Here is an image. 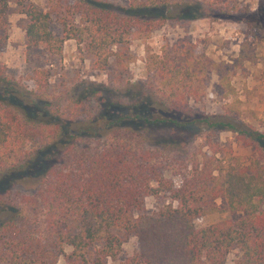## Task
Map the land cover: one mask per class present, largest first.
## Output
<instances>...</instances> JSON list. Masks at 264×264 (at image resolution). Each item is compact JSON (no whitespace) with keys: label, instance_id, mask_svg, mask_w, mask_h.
Here are the masks:
<instances>
[{"label":"trees","instance_id":"16d2710c","mask_svg":"<svg viewBox=\"0 0 264 264\" xmlns=\"http://www.w3.org/2000/svg\"><path fill=\"white\" fill-rule=\"evenodd\" d=\"M11 4L25 17L28 48L57 56L72 39L92 57L96 70H105L113 58L119 77L132 60L128 42L148 36L166 19L144 14L163 6L157 0L121 11L101 0L55 2L52 8L62 7L66 15L59 19L62 37H54L52 10L42 11L29 0H0V20ZM178 12L185 19L201 17L193 7ZM258 24L264 29L262 21ZM188 47L177 57L166 50L146 57L145 70L159 81L157 89L128 103L96 97L89 101L92 111L80 117L48 102L47 70L27 76L35 87L28 89L0 69V195L36 179L20 205L41 227V233L34 232L31 223L21 222L20 210L5 209L13 217L0 221V264H57L61 257L64 264H112L122 251L118 232L136 238L138 246L120 264H224L233 247L241 252V264H264V134L240 130L224 116L187 112L188 99H201L209 79L206 60ZM253 60L243 43L238 61ZM200 124L244 135L263 159L210 157L195 164L176 188L156 152L144 145L146 134L152 125L175 133L193 132ZM161 193L171 202L154 214H141L144 199ZM217 198L225 200L227 212L242 216L196 228L197 218L217 209Z\"/></svg>","mask_w":264,"mask_h":264},{"label":"rangeland","instance_id":"374dc122","mask_svg":"<svg viewBox=\"0 0 264 264\" xmlns=\"http://www.w3.org/2000/svg\"><path fill=\"white\" fill-rule=\"evenodd\" d=\"M74 0H29L42 11H51L50 31L54 37H62L60 17L66 15L64 8L54 10L55 2L72 5ZM117 11L132 4H148L150 0H101ZM163 5L156 10L144 12L153 18L165 16L162 25L154 28L148 36L131 39L128 51L131 62L119 77L113 58L108 67L96 70L93 59L75 40L63 43L62 54H49L44 48H28L25 40V17L16 11L13 4L0 20V69L5 77L18 86L35 89L26 77L35 70L49 72L48 102L58 105L64 112L75 110L80 116L92 111L89 101L96 97L107 100L131 102L133 96H143L158 88L159 81L145 70V60L150 54L161 55L162 50L179 56L190 46L197 55H202L209 69L205 95L199 100L188 99L187 112L194 116H224L240 130L252 128L264 134V0H157ZM193 7L201 17L193 20L181 18L178 11ZM158 21V20H154ZM158 22H155L157 24ZM257 23V24H256ZM145 27V25H144ZM254 55L250 62L238 61L240 46ZM181 59V58H180ZM93 91L95 93L93 94ZM144 145L156 152L157 163L163 166L164 176L177 188L190 175L192 167L210 157L224 156L262 158L259 148L244 135L234 131H221L200 124L193 132H173L165 127L152 125ZM32 146L28 147V152ZM28 153L26 154V156ZM36 179H25L6 194L0 195V221L13 217L8 208L23 213L21 222L31 223L34 232L40 231L39 218L29 208L20 205L21 196L30 194ZM171 202L168 193L148 196L144 199L141 214L151 215ZM217 209L207 211L194 221L196 228L237 220L241 213L227 212L224 199L213 201ZM175 206L176 203L173 202ZM138 213H135L136 217ZM123 240L122 251L115 263L126 262L137 252L136 238L118 232ZM70 248H66L69 253ZM242 255L233 247L224 264H241ZM57 264H64L61 257Z\"/></svg>","mask_w":264,"mask_h":264}]
</instances>
